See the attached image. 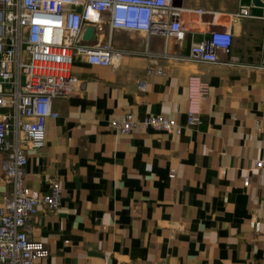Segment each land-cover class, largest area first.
I'll list each match as a JSON object with an SVG mask.
<instances>
[{
  "label": "crops",
  "instance_id": "1",
  "mask_svg": "<svg viewBox=\"0 0 264 264\" xmlns=\"http://www.w3.org/2000/svg\"><path fill=\"white\" fill-rule=\"evenodd\" d=\"M241 6L251 15H237ZM182 7V41L107 26L101 40L111 34L117 48L138 54L114 66L76 58L79 90L53 100L59 116L47 119L45 145L28 150L27 186L48 193L57 178L63 188L61 206L40 207L32 219L33 238L50 248L36 264H264V167H255L264 155L257 127H264V7L252 0H182ZM215 27L231 30L235 61L146 54H188ZM150 63L166 74H148ZM192 75L209 84L197 125L187 124ZM125 112L174 117L181 127L120 133L109 122ZM2 158L0 203L11 190Z\"/></svg>",
  "mask_w": 264,
  "mask_h": 264
},
{
  "label": "built area",
  "instance_id": "2",
  "mask_svg": "<svg viewBox=\"0 0 264 264\" xmlns=\"http://www.w3.org/2000/svg\"><path fill=\"white\" fill-rule=\"evenodd\" d=\"M184 10L173 0H0V154L3 174L11 185L0 203V264H36L50 255L46 242L33 238L32 219L40 207L56 211L63 201V188L57 178L51 180L48 193L27 186L28 150L44 147L47 119L59 116L53 100L79 90L80 79L72 70L76 58L85 56L91 64L114 66L127 55L138 54L117 48L111 34L101 40L107 26L182 41ZM236 14L250 16L251 11L241 6ZM88 26L96 29L93 42L84 39ZM232 39L230 29L215 27L207 38L192 42L188 54L168 50L146 54L154 60L230 63L237 59L232 55ZM147 73L166 74V68L150 63ZM188 87L187 124L197 125L202 122L200 105L209 84L192 75ZM145 88L146 80L141 79L138 89ZM109 123L120 133L179 132L181 127L174 117L147 114L138 118L133 112L113 117ZM257 127L264 133V127ZM255 167H264V155ZM249 182L248 175L244 184Z\"/></svg>",
  "mask_w": 264,
  "mask_h": 264
},
{
  "label": "water",
  "instance_id": "3",
  "mask_svg": "<svg viewBox=\"0 0 264 264\" xmlns=\"http://www.w3.org/2000/svg\"><path fill=\"white\" fill-rule=\"evenodd\" d=\"M254 5L264 7V0H252ZM173 3L177 6H182V0H173ZM84 39L89 42H93L97 39L96 29L93 26H88L84 33Z\"/></svg>",
  "mask_w": 264,
  "mask_h": 264
}]
</instances>
